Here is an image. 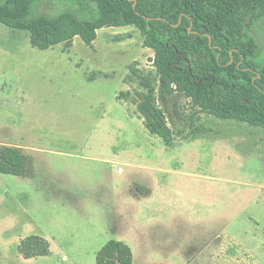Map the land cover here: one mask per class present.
Here are the masks:
<instances>
[{
	"label": "rangeland",
	"instance_id": "rangeland-1",
	"mask_svg": "<svg viewBox=\"0 0 264 264\" xmlns=\"http://www.w3.org/2000/svg\"><path fill=\"white\" fill-rule=\"evenodd\" d=\"M34 12L97 18L84 0ZM254 35L264 48V22ZM143 43L137 28L111 27L93 46L40 50L0 23V147L35 164L33 178L0 173V264H96L111 240L134 264H264V128L193 115L179 98L166 112L185 136L166 145L136 105L142 78L159 86ZM33 235L48 256L21 255Z\"/></svg>",
	"mask_w": 264,
	"mask_h": 264
},
{
	"label": "trees",
	"instance_id": "trees-1",
	"mask_svg": "<svg viewBox=\"0 0 264 264\" xmlns=\"http://www.w3.org/2000/svg\"><path fill=\"white\" fill-rule=\"evenodd\" d=\"M37 1L0 0V23L30 32L32 46L40 50L78 37L93 46L104 28L141 32L144 48L155 54L159 86L142 78L145 93H137L136 105L148 131L166 145L185 136L169 126L166 112L168 102L179 98L191 102L193 115L264 128V48L254 35L264 22V0H84L97 10L92 20L70 13L38 15ZM0 173L33 178L34 158L2 146ZM19 251L25 259L51 253L50 243L36 235L22 240ZM96 264H134V254L126 243L111 240L98 251Z\"/></svg>",
	"mask_w": 264,
	"mask_h": 264
},
{
	"label": "water",
	"instance_id": "water-1",
	"mask_svg": "<svg viewBox=\"0 0 264 264\" xmlns=\"http://www.w3.org/2000/svg\"><path fill=\"white\" fill-rule=\"evenodd\" d=\"M135 2H136V0H135ZM135 6H136V4H135Z\"/></svg>",
	"mask_w": 264,
	"mask_h": 264
}]
</instances>
